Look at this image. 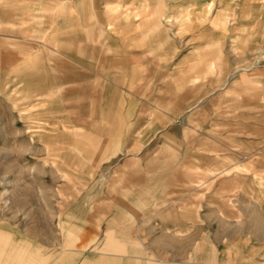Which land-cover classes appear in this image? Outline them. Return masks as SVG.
<instances>
[{
    "label": "rangeland",
    "instance_id": "obj_1",
    "mask_svg": "<svg viewBox=\"0 0 264 264\" xmlns=\"http://www.w3.org/2000/svg\"><path fill=\"white\" fill-rule=\"evenodd\" d=\"M187 1L0 0V264H264V0Z\"/></svg>",
    "mask_w": 264,
    "mask_h": 264
},
{
    "label": "crops",
    "instance_id": "obj_2",
    "mask_svg": "<svg viewBox=\"0 0 264 264\" xmlns=\"http://www.w3.org/2000/svg\"><path fill=\"white\" fill-rule=\"evenodd\" d=\"M192 5V3H191V1L189 0V1H187V2H184L180 7H178L177 8V6L175 7V6H172L173 8L170 10V12H168V15H166V17H165V20H166V22H172L175 18H176V16L178 15V13H180V14H183V16H185V12H189V7ZM165 6V5H164ZM157 7H159V6H157ZM161 7V6H160ZM159 7V8H160ZM170 7H168V9H169ZM181 8H186V9H181ZM173 10V11H172ZM156 13H155V16H156V19H157V23H160L161 24V18H160V16L159 15H161L160 14V12L161 11H159V9H157L156 11H155ZM158 15V16H157ZM105 26H107V27H109V26H111V23L109 22V23H107ZM104 25H102L100 22H99V24H98V27H97V30L99 31V32H104L105 30H104V27H105ZM159 26H161V25H159ZM111 28V27H110ZM76 37L77 38H80L81 37V32L79 31V32H77L76 31ZM77 46H78V48H81V44H80V42L78 41V44H77ZM120 60L121 58H120V56H117V58H116V60Z\"/></svg>",
    "mask_w": 264,
    "mask_h": 264
}]
</instances>
